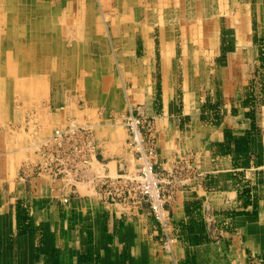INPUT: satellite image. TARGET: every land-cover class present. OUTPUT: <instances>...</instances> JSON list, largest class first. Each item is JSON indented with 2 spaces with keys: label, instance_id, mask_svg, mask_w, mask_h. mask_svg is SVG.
Listing matches in <instances>:
<instances>
[{
  "label": "crops",
  "instance_id": "1",
  "mask_svg": "<svg viewBox=\"0 0 264 264\" xmlns=\"http://www.w3.org/2000/svg\"><path fill=\"white\" fill-rule=\"evenodd\" d=\"M163 1L162 7L167 8ZM85 2L72 0L65 10L34 5L37 16L50 15L42 21L44 40L56 39L46 42L51 49L45 57V41H38L31 60H26L40 63V68L37 65L25 76L38 77L44 71L43 63L68 52L60 48L65 42L61 29L102 28L99 19L95 17V23L89 16L96 11L94 4L87 7ZM195 7L194 13L206 19L201 29L211 45L215 43L208 62L197 64L189 58L182 59L180 67L174 64L164 27L159 72L140 71L143 65L138 57H149L152 44L147 39L138 43L119 38L116 44L124 46L120 51L126 56L123 71L117 77L102 71L108 74L103 78L96 70L91 83L94 108L80 106L75 100L81 76L64 74L65 80L47 82L46 123L36 119V125L27 123L26 128L32 134L37 129L38 140L73 120L91 127L97 160L114 176L119 162L130 169L138 164L128 150L127 131L118 118L131 106H142L154 121L157 171L186 161L204 175L201 183L192 181L178 191L169 205L180 238L175 245L176 264H264V160H257L264 152V107L254 103L264 94L260 87L264 83V0H202ZM69 11L84 13L83 24L62 20ZM55 13L59 14L57 20ZM122 24L126 30L136 25L131 18ZM96 41L105 46L108 40L101 35ZM72 56L78 55H71L70 60ZM11 71L0 76L10 92L16 82ZM112 83L122 87L111 93ZM253 125L262 134L251 136ZM227 131L232 132V141L249 138L252 150L235 155L225 141ZM9 137L7 131H0V264H174L161 244L160 225L148 208L136 211L107 204L90 186L75 188L45 175H26L25 166L39 163L35 147L27 140L19 150L11 141L14 152L4 151ZM241 158L243 162H239ZM249 172L255 175V201L241 204L239 191L246 186L242 177Z\"/></svg>",
  "mask_w": 264,
  "mask_h": 264
},
{
  "label": "rangeland",
  "instance_id": "2",
  "mask_svg": "<svg viewBox=\"0 0 264 264\" xmlns=\"http://www.w3.org/2000/svg\"><path fill=\"white\" fill-rule=\"evenodd\" d=\"M71 1L72 0H35V3L40 7L45 6L49 9L60 8L61 10H65L67 4ZM199 1L202 0H166L167 8H165L162 7V4L165 3L163 0H93V3L91 4H94L96 11L89 16H91L94 21L95 17L99 19L102 23V28L96 27V29H92V34H88L89 31L77 26L74 28L67 27L63 30L61 29V37L64 38L65 42L60 48L62 51L64 49L68 50V52L63 51V54L60 57H55L54 59L43 63L44 71L40 72L38 77H29L28 73H26L25 76L26 71L33 70L32 68H36L37 65V69L40 68V63L38 62L19 60V58L18 60H16L17 58H13L14 60L11 61H1L0 59V76L9 73L7 70V68H9V70L12 69V73L15 72L14 76L16 77L14 88H11L13 89L11 90L12 92H10L9 87H7L8 84L6 85V79L3 77L0 78V131H7L10 134V137L7 140L9 146L4 151L9 149L14 152L15 149L11 148V141L16 144V147L19 150L21 149V142L24 143L27 140L32 146H34V144L40 145L49 139L56 129L64 128H55L49 136L46 138H39L38 140L36 139L38 136L36 133L37 129L34 128L32 134L26 128L27 123H35L36 125V119L41 123H46L47 121V113H49L47 100L50 93V87L47 82L49 79L56 81L60 78L61 81L66 79L62 78V75L64 74L74 75V78L80 75L81 77L77 80L76 84L79 85L80 82L78 81H82V85L81 88L77 89L78 92L74 93L75 100H77V103H79L80 106L94 108L95 95L93 84L91 83L94 82L93 80L96 75V70L112 73L116 77L123 71L126 56L124 57L125 54L120 51L124 46L120 47L116 44V41L119 38L125 37L129 41H135L138 43H142L144 39H147L152 44L153 50L149 57L146 59L138 57V62L143 65V68L140 69V71H147L148 73L153 71L159 72L162 63L160 54L163 48L161 36L162 33H164V27L168 42L167 46H169V49H172L170 54L172 55L173 63L175 61L180 67L182 59L189 58L196 60L197 64H201V60L204 64L208 62V58L212 57L214 53L215 43L214 45H211L209 42L210 38L206 35V31L201 29L203 23L206 22V19L203 18L204 15L194 13L196 2L199 3ZM89 2L90 1L88 0L85 2L87 7L91 6ZM148 8L152 12L148 11ZM78 10H81V8ZM2 16L3 15L1 14L0 17L2 18ZM84 17V13L79 11L73 16L76 24L81 23V25L85 20ZM129 18L133 19L136 25H134V29H127V31L124 28L126 25L122 24V21ZM95 23L97 22L95 21ZM142 26H145L147 29L141 30L140 28ZM2 29H5L4 25H2ZM101 35L108 40L105 43V46L100 45L99 42L96 41ZM67 53L69 54V58ZM71 55L78 56H72V59L70 60ZM99 59H102L103 61L98 63L99 61L97 60ZM180 70H182V67ZM22 74L24 77H21ZM101 74L104 76L103 78L108 76V74H104L103 72ZM32 81H35V83L32 84ZM263 81L264 78L262 82ZM7 83H9L8 78ZM119 85L121 86V83H112L111 88L109 89L110 92L112 93L116 87H119ZM260 87L264 89V83H261ZM255 102L264 107V94L262 93L257 99H254V103ZM137 107L141 106H131L130 108L136 109ZM28 127L31 128V126ZM249 134L251 136L256 134L259 136L262 134V131L259 127L253 125ZM231 138L232 132H225V141L230 147L229 150L235 145V141H232ZM241 143L243 144V149H246L248 152L249 150H252L253 143L249 138ZM34 150H36V148H34ZM241 160L242 158L239 159V162ZM257 160H264V152L258 154ZM249 173L242 177V182L246 183V186L244 188L242 187L239 191L241 204L244 202L255 201V189H252L255 188V175ZM203 178L204 175L199 176L197 182L201 183ZM169 215V229L174 240L172 242V251L168 252L165 250L164 236L161 227L160 241L165 252L170 255L173 263L176 264L175 245L180 242V238L176 236L178 233L173 226L170 208Z\"/></svg>",
  "mask_w": 264,
  "mask_h": 264
},
{
  "label": "built area",
  "instance_id": "3",
  "mask_svg": "<svg viewBox=\"0 0 264 264\" xmlns=\"http://www.w3.org/2000/svg\"><path fill=\"white\" fill-rule=\"evenodd\" d=\"M127 131V147L138 164L129 168L119 162V172L112 176L97 160V142L91 127L71 121L56 129L52 135L35 145L39 163L25 166L29 176H48L77 185L90 186L98 199L107 204H121L141 211L148 207L159 223L164 236L165 250L172 251L169 205L178 192L197 181L202 173L190 163L170 164L157 171L158 147L154 136L153 117L141 106L118 118Z\"/></svg>",
  "mask_w": 264,
  "mask_h": 264
},
{
  "label": "bare ground",
  "instance_id": "4",
  "mask_svg": "<svg viewBox=\"0 0 264 264\" xmlns=\"http://www.w3.org/2000/svg\"><path fill=\"white\" fill-rule=\"evenodd\" d=\"M35 4V0H0V15H3L2 18L0 17V55H4L1 56L5 58V61L14 60L13 58H17L16 60L18 58L19 60H26L27 58L31 60L32 49L37 47V43H41L42 41H45L46 45L45 52L43 53L45 57L47 49L50 47L51 39H56V37L52 36L50 40H44L43 30L45 28H42V21L45 16L49 17L50 15L39 14L37 16V13L33 12L36 10ZM74 14L69 11L64 14L62 20L71 22L74 25L76 22L73 18ZM54 16L55 20H57L56 17H59V14L55 13ZM51 19L54 18L51 17ZM2 25L5 26L4 30L2 29ZM91 30L86 29V31H89L88 34H92ZM46 42L50 44H46ZM28 54L29 56H27ZM7 70L10 71L9 68Z\"/></svg>",
  "mask_w": 264,
  "mask_h": 264
},
{
  "label": "trees",
  "instance_id": "5",
  "mask_svg": "<svg viewBox=\"0 0 264 264\" xmlns=\"http://www.w3.org/2000/svg\"><path fill=\"white\" fill-rule=\"evenodd\" d=\"M245 141V140H242ZM241 141V142H242ZM241 142L235 141V145L233 148H231L232 152L235 155H241L245 149L242 148L243 144ZM241 143V144H240ZM230 148V147H229Z\"/></svg>",
  "mask_w": 264,
  "mask_h": 264
}]
</instances>
